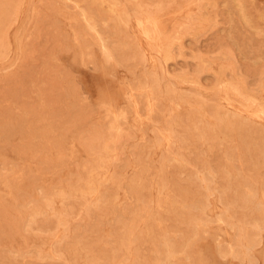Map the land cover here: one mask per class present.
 I'll use <instances>...</instances> for the list:
<instances>
[{
  "label": "rangeland",
  "instance_id": "1",
  "mask_svg": "<svg viewBox=\"0 0 264 264\" xmlns=\"http://www.w3.org/2000/svg\"><path fill=\"white\" fill-rule=\"evenodd\" d=\"M0 264H264V0H0Z\"/></svg>",
  "mask_w": 264,
  "mask_h": 264
},
{
  "label": "bare ground",
  "instance_id": "2",
  "mask_svg": "<svg viewBox=\"0 0 264 264\" xmlns=\"http://www.w3.org/2000/svg\"><path fill=\"white\" fill-rule=\"evenodd\" d=\"M148 11H149V10H148ZM122 20H123V19H122ZM127 21H128V20H127ZM147 34H148V33H147ZM106 46H107V45H106ZM103 49H104V48H103ZM103 49H102V50H103ZM166 49H167V48H166ZM109 53H110V52H109ZM110 54H111V53H110ZM113 56H114V55H113ZM105 57H106V56H105ZM109 57H110V56H109ZM108 61H109V60H108ZM148 72H149V71H148ZM144 73H145V71H144ZM155 82H156V81H155ZM124 86H125V85H124ZM125 88H126V87H125ZM127 89H128V88H127ZM129 95H130V94H129ZM129 100H130V99H129ZM129 103H133V102L130 100ZM137 104H138V102H137ZM132 106L134 107V104H133ZM149 107H150V106H149ZM119 109H120V112L123 111L121 108H119ZM126 109H127V108H126ZM138 109H139V105H138ZM114 111H115V110H114ZM138 111H139V110H138ZM126 112H127V111H126ZM123 113H125V111H123V112L120 113V114L125 115V114H123ZM136 113H138V112H136ZM116 115L121 117V115H118V114H116ZM227 116H228V115H227ZM227 116H226V117H227ZM229 117H230V116H229ZM232 117H234V116H232ZM115 118H116V116L114 117V119H115ZM236 118H237V116H236ZM118 119H119V117H118ZM226 119H227V118H226ZM226 119L224 120V122L230 120V119H227V120H226ZM237 119H238V120H236L235 117L233 118V120H236V121H235L236 125H237V123H243V122H244V120H243L242 122H237V121H240V120H239L240 117H238ZM233 120H232L231 122H233ZM116 121H118V120H116ZM110 122H111V121H110ZM224 122H223V123H224ZM229 122H230V121H229ZM245 122H246V121H245ZM223 123H222V124H223ZM226 123H228V122H226ZM230 124H231V123H230ZM230 124H229V125H230ZM246 124H248V123H246ZM113 125H114V124H113ZM113 125H112V126H113ZM118 125H119V124H118ZM229 125H228V126H229ZM232 125H233V124H232ZM238 125L241 126L240 124H238ZM243 125H244V123L242 124V126H243ZM248 125H249V124H248ZM248 125H247V126H248ZM223 126H225V129H226V127H228V126H226V124L223 125ZM242 126H241V127H242ZM97 127H98V126H97ZM234 127L237 128V129L240 128V130H241V127L233 126V128H234ZM243 127H244V126H243ZM102 128H103V127H102ZM116 128L118 129V127H116ZM244 128H245V127H244ZM249 128H250V125H249ZM229 129H230V128H229ZM242 129H243V128H242ZM118 130H119V129H118ZM120 130H121V129H120ZM238 130H239V129H238ZM245 130H247V127L245 128ZM109 131H110V130H109ZM127 131H128V130H127ZM118 132H119V131H118ZM118 132H116V133L118 134ZM100 134H103V133L101 132ZM100 134H99V135H100ZM106 134H107V133H106ZM104 135H105V134L100 135V139H101V136H104ZM106 137H107V135H105V138H106ZM109 137H110V136H109ZM127 137H128V136H127ZM83 138H84V137H83ZM98 138H99V136H98ZM98 138H97V140H98ZM107 138H108V137H107ZM81 139H82V138H81ZM83 140H85V139H83ZM93 140H95V139H93ZM97 140H96V141H97ZM104 140H105V139H104ZM85 141H86V140H85ZM89 141H90V140H89ZM102 141H103V140H101V143L98 142V143H97V146L99 145V143L102 144V143L104 142V141H103V142H102ZM115 141H117V140H115ZM109 142H110V141H109ZM117 142H118V141H117ZM105 143H106V142H105ZM108 144H109V143H108ZM245 144H246V143H245ZM104 145L107 146V143L104 144ZM106 146H105V147H106ZM108 146H109V145H108ZM108 146H107V147H108ZM243 146L245 147L244 144H243ZM98 147L101 148L102 146H98ZM103 147H104V146H103ZM105 147H104V148H105ZM248 147H249V146H248ZM112 149H113V148H112ZM169 149H170V148H169ZM118 150H119V149H118ZM139 150H140V149H139ZM111 152H112V151H111ZM97 153H99V152H97ZM109 159H110V158H109ZM182 161H183V160H182ZM100 162H101V161H100ZM184 162H185V161H184ZM109 163H110V162H109ZM148 165H149V164H148ZM91 166H92V165H91ZM93 167H94V166H93ZM100 167H102V166H100ZM103 168H104V167H103ZM99 169H100V168H99ZM101 169H102V168H101ZM106 169H107V168H106ZM209 169H210V168H209ZM91 170H92V169H91ZM196 171H197V170H196ZM210 171H211V170H210ZM115 172H116V171H115ZM198 172H199V171H198ZM203 172H204V171H203ZM203 172H202V173H203ZM211 173H212V172H210V174H211ZM89 174H91V173H89ZM89 174H88V175H89ZM99 174H100V173H99ZM108 174H109V173H108ZM142 174H143V173H142ZM196 174H197V173H196ZM95 175H96V174H95ZM97 175H98V174H97ZM124 175H125V174H124ZM197 175H198V174H197ZM79 176H80V175H79ZM93 176H94V175H93ZM102 176L104 177L105 175H103V173H102ZM109 176L112 177L111 174H110ZM114 176H115V174H114ZM135 176H136V175H135ZM195 176H196V175H195ZM201 176H202V175H201ZM201 176H200V177H201ZM81 177H82V176H81ZM83 177H86V176L83 175ZM99 177H101V175L97 176V178L94 176V181H95V178L98 179ZM110 177H109V178H110ZM115 177H117V176H115ZM204 177H205V176H204ZM204 177H203V179H204ZM86 178H87V177H86ZM88 178H90V177H88ZM91 178H93V177H91ZM109 178H108V179H109ZM112 178H113V177H112ZM140 178H141V177H140ZM201 178H202V177H201ZM80 179H82V178H80ZM83 179H84V178H83ZM104 179H105V177H104ZM130 179H131V178H130ZM203 179H202V180H203ZM78 180H79V179H78ZM85 180H86V179H85ZM88 180H89V179H88ZM92 180H93V179H92ZM111 180H112V179H111ZM141 180H142V179H141ZM197 180H198V179H197ZM205 180H206V179H205ZM79 181H81V180H79ZM82 181L84 182V180H82ZM82 181H81V182H82ZM89 181H90V180H89ZM115 181H117V180H115ZM101 182H102V181H101ZM110 182H112V181H110ZM138 182H140V181H138ZM86 183H88V182L86 181ZM134 183H135V182H134ZM136 183H137V182H136ZM75 184H77V182H76ZM75 184H74L73 186H75ZM90 184H91V181H90ZM90 184H88V185H90ZM95 184H96V183H95ZM95 184H94V183L91 184L92 186H93V185L95 186V187L93 186V188H95L94 190H96V188H98V187H96ZM97 184H100V183L97 182ZM102 184H104V183L102 182ZM160 184H161V183H160ZM206 184H207V182H206ZM79 185H80V188H79V187L77 188V185L75 186V188H77V189H79V190L82 189V191H83L85 187L81 188V184H79ZM91 185H90V188H91ZM116 185H117V184H116ZM132 185H133V184H132ZM132 185L130 184V186H132ZM140 185L142 186V184H140ZM97 186H99V185H97ZM102 186L104 187V185H101L100 187H102ZM119 186H120V184H119ZM135 186H138V185H135ZM135 186H134V187H135ZM203 186H204V185H203ZM105 187H106V186H105ZM105 187H104V189H103L104 193L106 192V191H105ZM134 187H133V188H134ZM72 188H73V191H74V187H72ZM117 188H119V187L117 186ZM133 188H132V189H133ZM137 188H139V187H137ZM137 188H134V190H135V189L137 190ZM126 189H127V188H126ZM163 189H164V188H163ZM75 190H76V189H75ZM85 190H90V189L88 188V189H85ZM94 190H90V191H91V192H92V191L94 192ZM123 190H124V189H123ZM71 191H72V189H71ZM71 191H70V192H71ZM76 192H77V194H78V191H76ZM79 192H80V191H79ZM87 192H88V191H87ZM98 192H99V191H98ZM107 192H108V191H107ZM80 193H81V196H82V192H80ZM85 193H86V192H85ZM85 193H84V191H83V194H84V195H85ZM100 193H101V197H102V195H103V194H102V191H101ZM90 194H91V193H90ZM90 194H89V195H90ZM108 194H109V192H108ZM253 194H254V193H252V195H253ZM84 195H83V196H84ZM86 195H88V193H86ZM86 195H85V197H86ZM89 195H88V196H89ZM92 195H94V194H92ZM92 195H91V196H92ZM256 195H257V193H256ZM97 196H98V195H97ZM99 196H100V195H99ZM105 196H106V195H105ZM108 196H109V195H107V197H105V198H108ZM253 196H254V195H253ZM92 197H93V196H92ZM101 197H99L98 199H100ZM103 197H104V196H103ZM110 197H111V195H110ZM249 197H251V196H249ZM86 198H88V197H86ZM86 198H85V199H86ZM105 198H104V200H107V199H105ZM112 198H113V197H112ZM112 198H111L110 200H112ZM116 198H117V197H116ZM177 198H178V197H177ZM251 198H252V197H251ZM101 199H103V198H101ZM101 199H100V202H102ZM138 199H139V198H138ZM248 199H249V198H248ZM255 199H256V197H255ZM91 200H92V198L90 199V201H91ZM113 200H114V199H113ZM250 200H251V203H252V199H250ZM250 200H247V201H249V202H244V204H245V203H250ZM93 201H94V200H93ZM95 201H96V203H97V200H95ZM95 201H94V202H95ZM108 201H109V200H107V201L104 202V203H105L104 206L106 205V202H107V204H108ZM244 201H246V199H245ZM256 201H257V200H254V202H256ZM94 202H93V203H94ZM98 202H99V200H98ZM109 202H110V201H109ZM114 202H115V201H114ZM90 203H92V202L87 203V207H88V204H90ZM96 203H95L94 205L97 206V204H99V203H97V204H96ZM48 204H49V203H48ZM110 204H111V203H110ZM90 205H91V204H90ZM90 205H89V206H90ZM99 205L101 206L102 204L100 203ZM108 205H109V204H108ZM247 205H248V204H246V207H247ZM250 205H252V204H250ZM250 205H249V206H250ZM254 205H257V204L255 203ZM100 206H99V208H100ZM119 206H120V205H119ZM243 206H244V205H243ZM252 206H253V205H252ZM93 207H94V206H93ZM97 207H98V206H97ZM97 207H95V208H97ZM101 207H102V206H101ZM244 207H245V206H244ZM246 207H245V208H246ZM89 208H90V207H89ZM103 208H105V207H103ZM247 208H248V207H247ZM249 208H251V207H249ZM249 208H248V209H249ZM254 208H255V207H254ZM91 209H93V208H91ZM248 209H247V210H248ZM251 209H252V208H251ZM256 209H257V206H256ZM93 210H97V209H93ZM100 210H101V209H100ZM100 210H99V211H100ZM254 210H255V209H254ZM123 215H124V214H123ZM138 217H139V216H138ZM135 220H136V219H135ZM153 220H154V219H153ZM195 220H196V219H195ZM67 222H68V221H67ZM147 223H148V222H147ZM148 225H149V224H148ZM256 226H257V225H256ZM141 230H142V229H141ZM132 232H133V231H132ZM148 234H149V233H148ZM245 234H246V233H245ZM247 235H248V234H247ZM246 237H247V236H246ZM244 238H245V237H244ZM130 240H131V238H130ZM170 245H171V244H170ZM170 245H169V247L172 246V245H171V246H170ZM166 246H167V245H166ZM169 247H168V248H169ZM123 250H124V249H123ZM169 250H170V249H169ZM167 252H168V251H167ZM170 252H171V251H170ZM173 252H174V251H173ZM173 252H172V253H173ZM115 253H116V252H115ZM161 253H162V252H161ZM120 254H121V253H120ZM167 254H168V253H167ZM174 254H175V253H174ZM159 255H160V254H159ZM168 255H170V254H168ZM172 258H173V257H172Z\"/></svg>",
  "mask_w": 264,
  "mask_h": 264
}]
</instances>
